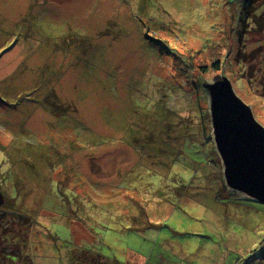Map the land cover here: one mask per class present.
<instances>
[{
  "label": "rangeland",
  "instance_id": "374dc122",
  "mask_svg": "<svg viewBox=\"0 0 264 264\" xmlns=\"http://www.w3.org/2000/svg\"><path fill=\"white\" fill-rule=\"evenodd\" d=\"M221 75L264 126V0H0V233L17 242L0 261L123 264L171 242L159 263L264 264V204L231 200L214 146L202 85Z\"/></svg>",
  "mask_w": 264,
  "mask_h": 264
},
{
  "label": "water",
  "instance_id": "95a60500",
  "mask_svg": "<svg viewBox=\"0 0 264 264\" xmlns=\"http://www.w3.org/2000/svg\"><path fill=\"white\" fill-rule=\"evenodd\" d=\"M202 86L226 188L243 199L264 204V126L225 75L204 81Z\"/></svg>",
  "mask_w": 264,
  "mask_h": 264
},
{
  "label": "crops",
  "instance_id": "0c3cea01",
  "mask_svg": "<svg viewBox=\"0 0 264 264\" xmlns=\"http://www.w3.org/2000/svg\"><path fill=\"white\" fill-rule=\"evenodd\" d=\"M136 216L138 217L140 215H136ZM133 229H135V228H133ZM141 230H142V228H141ZM137 233L143 235L142 231H138ZM144 234H146V233H144ZM149 235H150V238L153 237L152 233H150ZM50 247H51V245H50ZM154 248H150L149 251H145V252H143L139 249H134V248L129 249V250L127 249V251H126L127 260L124 261L123 264H145L146 256H149V258H151V256L154 257V262H156L157 264H161V263H159L158 259L162 258L163 255H168V256L169 255H171V256L176 255L174 252V247L172 246L171 242H168L164 248L163 247H158L157 249H154ZM166 259H164V260H166ZM35 262L37 264V260H35Z\"/></svg>",
  "mask_w": 264,
  "mask_h": 264
},
{
  "label": "trees",
  "instance_id": "16d2710c",
  "mask_svg": "<svg viewBox=\"0 0 264 264\" xmlns=\"http://www.w3.org/2000/svg\"><path fill=\"white\" fill-rule=\"evenodd\" d=\"M226 192H231L230 195L232 196L231 200H244L242 197H240L236 192L231 191L226 188ZM7 214L10 216L13 215L11 211L7 212ZM1 234V233H0ZM13 239V238H11ZM14 243V241H12ZM9 248V247H8ZM7 248V249H8ZM9 253H11V250H8ZM74 252V254H73ZM72 257L71 264H110L108 261L104 260L103 257L100 256V254H97L95 251L88 250V249H83V250H75L72 251ZM0 264H4L3 262L0 261Z\"/></svg>",
  "mask_w": 264,
  "mask_h": 264
},
{
  "label": "flooded vegetation",
  "instance_id": "af4514ba",
  "mask_svg": "<svg viewBox=\"0 0 264 264\" xmlns=\"http://www.w3.org/2000/svg\"><path fill=\"white\" fill-rule=\"evenodd\" d=\"M1 193H2V191H1ZM2 195H3V203L0 205V208H4V205H6L7 204V202H6V200H5V196H4V194L2 193ZM6 203V204H5ZM33 222L34 221H32V219H30V231L32 230L31 229V227L33 226ZM30 233V232H29ZM2 234V233H1ZM0 234V244H2V245H6V244H11V238H8V236H6V235H1ZM14 239V242H16V240H15V238H13ZM17 243V242H16ZM6 247H8V246H6ZM8 250H11V249H8Z\"/></svg>",
  "mask_w": 264,
  "mask_h": 264
}]
</instances>
